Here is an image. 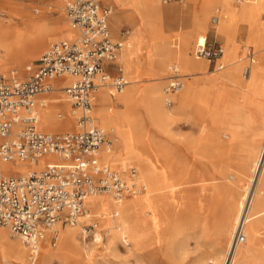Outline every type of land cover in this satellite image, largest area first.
<instances>
[{"label":"bare ground","instance_id":"obj_1","mask_svg":"<svg viewBox=\"0 0 264 264\" xmlns=\"http://www.w3.org/2000/svg\"><path fill=\"white\" fill-rule=\"evenodd\" d=\"M112 1L114 6L110 21L113 27L118 29L123 22L133 27L132 34L127 37V46H123L117 59L129 66L130 79L119 91L111 84L100 85L93 94L95 115L92 113L93 104L90 113L95 123L98 124V120L105 130L118 132L113 149V140L110 145L104 144L100 148V163L104 164L101 158L103 154L104 160L112 168L113 164H135L143 177L141 180L138 173L135 179L140 191L124 197L121 201L105 191L89 194L85 201L86 211L79 216L78 221L74 224L57 222L46 229L38 251L26 244L21 237L10 239L7 230L9 228L3 226L6 229H0V245L3 246L0 251V264H53L57 258L69 260L70 264H89L84 258V244L78 237V231H89L86 225H81L82 221L98 216L106 218L108 214L102 211L104 209H109L110 218L97 223L96 240L105 239L104 249L111 256L120 255L116 237L122 235L131 243L128 251L121 255L123 258L141 253L145 258L151 255L158 258L157 254L164 240L169 238V233L173 235L177 230L174 229L176 220L187 218L188 221H194L195 217L207 216L214 224L218 238L223 241L226 250L224 264H234L235 256L239 252L253 256L255 264H264V145L254 160L252 173L247 174V141L244 140L245 134L240 132L245 123L240 111L231 106L227 107L219 94L214 101L218 121L225 123L230 119L221 133L205 136L204 126L200 128L199 135L178 132L176 126L182 115L188 113V106L194 102L198 105L197 102L203 95L195 77V70L206 71L209 63L201 59L203 57L190 56L185 47H179L186 41L182 29L173 32L177 34V38L169 46V37L160 22L165 10L159 0ZM226 2L227 0H204L200 15L194 20L195 23L198 22V32L204 37L209 29L215 34L224 33L227 46L219 61L231 65L229 77L237 93L245 89L259 88L264 96V0H249L254 7L253 21L249 42L244 45L248 51L253 49V54L247 53L249 63L246 64L240 56L242 52H236L234 48L235 38L229 27L234 8L230 11ZM2 3L8 6L13 18L21 19L20 24L0 25V73L9 79L22 76L24 63L37 56L54 37L74 39L76 36V28L65 17L63 2L49 6L59 10L60 16L42 23L28 17L29 13H34L40 6L25 3L24 0H0V4ZM175 12L176 10L171 16L176 17L178 14ZM6 13L4 7L0 14ZM258 15L261 16L260 23L256 20ZM180 21L182 26L185 17L182 16ZM29 26L31 28L28 29ZM143 31L148 33L152 41V56L141 63L134 42ZM163 37L165 40L162 41ZM177 56L186 70L183 74L179 65L171 63ZM9 61L15 64L14 69L8 68ZM246 67L249 68L247 74ZM167 69H172L173 73L166 88L162 89L160 84L146 88L139 83L154 79V74H163ZM124 77L126 79L125 75ZM74 78L76 79L75 76H66L62 84ZM172 83H178V86L168 92L167 88ZM105 85H111L116 90L106 88ZM140 98L147 101L152 116L153 131L150 139L139 133L129 110L122 111L117 108L122 104L129 109ZM176 99L178 103L171 107ZM78 109L72 106L65 91L53 93L41 115L39 109L37 127L49 132L72 130L76 117L81 114ZM76 127L81 128L78 119ZM50 159L57 163L63 162L51 155H45L36 162L0 160V170L5 174H19L40 169ZM115 170L121 173L120 170ZM125 176V179H130V171ZM247 176L248 183L242 188L245 184L240 186V183ZM239 231L245 234L244 241L237 240ZM51 234L56 239L59 238L57 249L51 248L49 244ZM208 259L204 255H198L191 264H207Z\"/></svg>","mask_w":264,"mask_h":264},{"label":"built area","instance_id":"obj_2","mask_svg":"<svg viewBox=\"0 0 264 264\" xmlns=\"http://www.w3.org/2000/svg\"><path fill=\"white\" fill-rule=\"evenodd\" d=\"M63 1L78 35L72 40H56L43 51L37 64L26 65L28 75L24 78L8 81L0 73V160L36 162L51 155L63 161L50 159L40 169L19 174L0 170V225L35 251L46 229L57 222L78 221L86 211L89 194L105 191L121 201L140 191L135 167L130 170V179H125L111 166L100 163V148L110 145L112 139L90 113L94 91L100 85L111 84L122 90L127 83L122 67L116 76L106 68L107 62L117 61L124 46V39H115L110 28L111 5L101 0ZM224 52L223 43L209 44L208 39L198 41L194 49L197 57L217 63L219 69L226 66L219 61ZM248 71L246 67L245 74ZM66 75L76 77L63 89L72 105L81 110V128L63 132L38 129L40 106H46L49 100L46 94L57 89L56 79ZM177 84L172 83L167 91ZM244 239L245 234L239 231L237 240Z\"/></svg>","mask_w":264,"mask_h":264},{"label":"rangeland","instance_id":"obj_3","mask_svg":"<svg viewBox=\"0 0 264 264\" xmlns=\"http://www.w3.org/2000/svg\"><path fill=\"white\" fill-rule=\"evenodd\" d=\"M24 2L32 5L34 4L32 2H29L28 0H24ZM57 2H63V10L65 11L66 14L65 17H66L67 13L65 9V2L63 0H47L46 3H48V5H45V8L47 7L46 9L50 11V13H47V15L49 14L48 16H53V17L60 16V12L55 13L56 10L55 7L53 8L49 7L55 5V3ZM159 3L165 10V15L161 19L162 21L160 22L161 24L164 25V28L167 32L166 36L169 37L170 47L172 46L171 41L177 38V34H173V32H175L177 29L178 31H181L182 29L183 32H185L186 41L182 42V46L180 44L179 47H185L190 56L196 57L194 54V49L199 40L200 42H203L206 39H208L209 44H215L221 42L223 43L224 48L226 49L227 40L224 33L221 32L219 34H215V32L212 29H209L206 32L207 36L204 37L199 34L200 32H198L199 29L197 27L198 22L195 23L194 20L197 17H199L201 9L204 4V0H159ZM226 6L230 11L232 8H234V14L230 15L229 27L231 28L230 31L232 36L235 38L234 40L235 51L237 52L238 50H240L242 52L240 56L243 57V60L246 61L245 64L249 63V56H247V53L249 52L248 49H245L246 46L244 44L248 43L250 39V27L253 21L252 13L254 7L252 4L249 3V0H227ZM4 7L7 13L6 15L0 14V25L9 26L13 24H20L21 19L13 18L6 4L3 3L0 4V13ZM219 9L223 10V7L219 6ZM174 10H176L175 13H177L178 14L177 16L179 17L171 16L172 12L174 13ZM229 10L226 11L229 12ZM52 13L56 15H53ZM182 16L185 17V22L181 26L180 20ZM260 19L261 16L258 15L256 19L258 20V23H260ZM37 21L39 23H42L47 20L37 19ZM110 27L113 33H115V39L119 37L120 35L119 33L128 30V33L124 38V42H125L124 47H126L127 37L132 34L133 27L130 24L123 22L118 29H115L111 21H110ZM29 28H31V26H29L28 29ZM57 39L58 38H53L39 52L37 56H34L33 58H31L30 60L24 63L25 65L23 67L24 68L23 75L20 77L24 78L28 75V72L26 71V64L32 63L34 59L39 58L43 53V51L46 50L48 47H50ZM163 40H165V37L162 38V41ZM134 46L138 48V56L141 63L151 58L150 56H152V41L150 40V37L147 32L143 31L140 33V35H138L137 40L134 42ZM172 48L175 49V47ZM201 59H204L209 63V66L206 69V71L202 69L195 70V72L197 73L195 74V77L197 78L198 86L203 94L202 98L198 100L197 102L198 105H196V103L194 102L192 105L188 106L187 109L188 113L185 116L182 115L181 120L179 121L180 123L176 126V129L178 132L183 134L193 132L194 135H199L200 128L204 126L206 128L205 136L217 132L221 133L222 129L229 123L230 119H228L225 123H220L218 121L219 117L217 115L216 106H214L215 105L214 101L217 97V94H219V96L222 99V102L225 103L227 107L231 106L233 109L237 110L238 112L240 111L242 115L243 121L245 123V126L242 129L247 130V134L243 133L245 134L244 140L247 141L246 153H245V156H247V160L245 161V163L248 167L246 173L251 174L254 160L258 157L260 150L264 145V123L261 125L262 130L260 129L259 131H256L254 130V124L252 121V117L250 116V113L257 112L258 110H260V105L257 104L256 99H264V96L262 95V91L259 88H250V89L242 90V92L240 93H237V89L229 77V69L231 65H226L224 68L219 69L214 67L213 63H211L210 65L208 59L206 58H201ZM118 61L121 63V66L123 68V74L126 76L127 82L129 83V79H130L128 74L129 66L125 65L121 60ZM171 63L174 65L175 64L179 65L180 72L182 74L186 72V70L183 69L182 63L178 56L177 58L173 59ZM7 66L9 69L15 68V64H13V62L10 61L7 62ZM109 68L113 72H116L118 69V65L111 64ZM171 71L167 69V71H165L163 74L160 75L154 74L155 77L154 79L140 81L139 83L146 88H151L156 85L159 86L160 84L161 88L164 89L169 84L170 79L172 77V76L170 77V75L173 73ZM5 78L8 81L11 80L6 76ZM105 87L116 90L111 85H105ZM171 93H173V91ZM165 94L167 93L165 92ZM177 103L178 101L176 99L171 104V107L175 106ZM244 104L250 105V113L244 109ZM117 108L122 111L129 110V113L133 119L135 127L138 129L139 133L143 134L147 139H150L153 131V124H152V116L149 112L146 100L142 98L138 99L130 107H128L129 109H127V107L122 104H119ZM92 113L95 115L94 103H93ZM77 119L78 116L74 121L72 130L77 129L76 127ZM107 132L109 133L110 138L113 140V144H112V149H113V147H115L116 137L118 136V132L117 130L107 131ZM248 133L251 134V137L248 136ZM255 134L257 135L259 134L262 137V142H258L257 137L256 139L253 138L255 137ZM101 158L103 163H107L104 160L103 154L101 155ZM131 167L137 168L138 173L142 180L143 177L141 175V172L135 164L133 163H127V164L123 163V165L113 164V168L120 170L122 174H125L127 176L129 175V171ZM248 179L249 178L247 176V178L244 179L243 183H240V186H242V184H245L244 186H242V188L247 185ZM102 211L108 214L106 218H103L102 216H98V217L89 218L86 221H82L81 225L82 226L86 225L89 231L85 232L83 231V229H79L78 231V237L84 244V252H83L84 258L89 264H95V263L96 264H191L195 259V257H197L198 255H204L207 258H209L207 264H224L226 250L223 246V241L221 238H218L214 224H212L208 220L207 216L195 217L193 218L194 221L192 220L188 221L187 218L176 220L174 229L177 228V230L176 232L173 233V235L169 233V238L167 240L166 239L164 240L159 250V254H157L158 258H156V256L153 257L152 255L148 258H145L144 256H141L142 253L141 255L133 254L129 257L123 258L121 255L124 254L126 251H128V247L130 246L131 243L125 240L122 235L116 237V246L119 249L120 255L111 256L104 249L103 242L105 241V239H102V241L96 240V231L98 229L97 223L100 222L102 219L105 220L110 218L109 209H104ZM0 229H6V228L0 226ZM7 230L9 232L8 236L10 239L12 240L19 239L20 236L13 235L9 229ZM102 231L104 235H106L104 228L102 229ZM57 235L59 236V233ZM52 238H53V234H51V236L49 237V244L51 248L57 249L59 247V238H57L56 240H52ZM2 249L3 246L0 245V251ZM53 264H70V262L69 260L66 259L57 258L53 262ZM234 264H255V261L253 256L239 252L235 256Z\"/></svg>","mask_w":264,"mask_h":264},{"label":"crops","instance_id":"obj_4","mask_svg":"<svg viewBox=\"0 0 264 264\" xmlns=\"http://www.w3.org/2000/svg\"><path fill=\"white\" fill-rule=\"evenodd\" d=\"M28 1H30V2H34V4H36L37 6H40L38 9H35V12L34 13H32V14H28V17L29 18H31V19H33V20H35V19H45V20H49V19H56L57 17L56 16H48L47 15V13H50V11L49 10H47L46 8H45V3L47 2V0H28ZM44 1H46V2H44ZM104 4H110L111 5V8L113 9V6H114V2L112 1V0H101ZM55 13H59V10H55ZM38 14H40V15H38ZM53 14V13H52ZM53 15H56V14H53ZM110 16H111V14H110ZM35 17V18H34ZM56 17V18H55ZM109 23H110V17H109ZM111 28V27H110ZM112 31V30H111ZM75 32H76V36H77V34H78V31L75 29ZM128 33V30L126 31H123V32H121V33H119L120 35H119V37H117L116 39H124L125 38V36H126V34ZM112 34H113V37H115V33H113V31H112ZM75 36V37H76ZM54 38H56V37H54ZM59 39H62V38H59ZM59 39H57V40H59ZM65 39H67V38H65ZM72 40V39H71ZM38 59L39 58H37V59H34L33 61H32V63H35V64H37V62H38ZM210 62V61H209ZM224 62V61H223ZM211 63H213V65H214V67H216V68H218L217 67V63H214V62H210V65H211ZM225 63V62H224ZM111 64H117L118 65V69H117V71L116 72H113L112 70H110V68H109V66L111 65ZM226 64V63H225ZM227 65V64H226ZM120 67H122L121 66V63L117 60V61H114V62H107L106 63V68H107V70L111 73V75L112 76H116V75H119L121 72H120V70H119V68ZM66 76H70V75H66ZM66 76H64V77H61V78H58V79H56L54 82H55V84H56V87H57V89H55L54 91H52V92H50V93H47L46 94V96H48V98L49 99H51V95L54 93V94H56L57 92H59V91H61V90H63L64 91V89H63V87L67 84V83H69V82H71V81H69V82H66L65 84H62V81L64 80V78L66 77ZM73 80H75V78L73 79ZM72 80V81H73ZM50 94V95H49ZM257 101V104L258 105H260V110H258L257 112H253V113H250V105L249 104H244V109L247 111V112H249L250 113V116L252 117V121H253V124H254V130H256V131H259L260 129L262 130V124L264 123V99H256ZM46 106H48V102H47V105ZM46 106H40V115H41V111H42V109L44 108V107H46ZM73 106V105H72ZM75 107V106H74ZM76 108V107H75ZM79 110V109H78ZM79 113H80V111H78V115H79ZM97 118V117H96ZM98 119V118H97ZM98 122V124L101 126V124L99 123V121H97ZM102 127V126H101ZM260 127V128H259ZM78 130V129H77ZM67 131H74V130H67ZM57 132H59V131H57ZM240 132L241 133H245V134H247V130H245V129H240ZM248 136H250L251 137V134L250 133H248ZM256 137H257V141L258 142H262V137L258 134H255V137H253L254 139H256ZM256 141V140H255ZM56 159L58 160V158L56 157ZM104 164H107V163H104ZM119 172V171H118ZM120 173V172H119ZM121 174V173H120ZM121 175H123V174H121ZM123 176H125V175H123ZM126 177V176H125ZM64 224V223H63Z\"/></svg>","mask_w":264,"mask_h":264}]
</instances>
